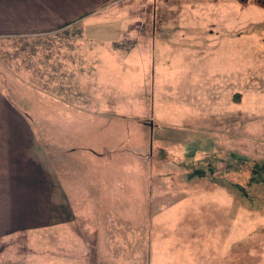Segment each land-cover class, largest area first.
<instances>
[{"label":"crops","instance_id":"0c3cea01","mask_svg":"<svg viewBox=\"0 0 264 264\" xmlns=\"http://www.w3.org/2000/svg\"><path fill=\"white\" fill-rule=\"evenodd\" d=\"M112 1L0 0V38H39L44 55L0 79V242L43 236L45 264H149L161 229L176 237L184 228L191 241L207 204L149 170L141 120L149 104L142 90L116 89L132 79L118 72L131 70L134 49L168 50L165 63L175 62L190 54L181 44H194L196 31L168 30L167 43L161 16L112 13ZM150 186L153 202L142 213L152 224L138 219L137 205Z\"/></svg>","mask_w":264,"mask_h":264},{"label":"rangeland","instance_id":"374dc122","mask_svg":"<svg viewBox=\"0 0 264 264\" xmlns=\"http://www.w3.org/2000/svg\"><path fill=\"white\" fill-rule=\"evenodd\" d=\"M112 13L133 19L161 16L167 43H173L168 30L196 31L194 44H181L190 48L186 57L165 63L170 51L156 55L139 47L133 50L131 70L118 72V78L132 79L116 89L142 90L143 103L149 104L141 115L147 120L148 154L143 157L149 170L169 182L162 186L173 185L182 196L195 189L197 205L207 202L196 213L191 241L186 237L191 231L184 228L176 237L161 229L162 245L155 257L149 255V264H264V0H114ZM143 23L135 24L139 30L158 24ZM41 42L0 38L1 81L19 64L28 68L39 57L43 61ZM139 80L150 82L148 88L137 89ZM196 170L204 175L190 177ZM152 191L150 186L149 196L137 201L140 213L149 210ZM143 213L138 219L152 224ZM43 240L23 236L0 242V264H45Z\"/></svg>","mask_w":264,"mask_h":264},{"label":"trees","instance_id":"16d2710c","mask_svg":"<svg viewBox=\"0 0 264 264\" xmlns=\"http://www.w3.org/2000/svg\"><path fill=\"white\" fill-rule=\"evenodd\" d=\"M194 175H196L197 177H202L204 175V171L203 170H196L193 174H191L189 176L193 177Z\"/></svg>","mask_w":264,"mask_h":264}]
</instances>
